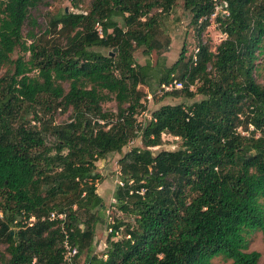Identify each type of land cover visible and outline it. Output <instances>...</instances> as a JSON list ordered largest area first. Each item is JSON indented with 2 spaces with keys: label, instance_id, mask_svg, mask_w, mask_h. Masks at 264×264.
Returning a JSON list of instances; mask_svg holds the SVG:
<instances>
[{
  "label": "trees",
  "instance_id": "16d2710c",
  "mask_svg": "<svg viewBox=\"0 0 264 264\" xmlns=\"http://www.w3.org/2000/svg\"><path fill=\"white\" fill-rule=\"evenodd\" d=\"M217 1L228 12L213 18L225 38L215 50L201 39L215 1L183 0L196 49L187 54L183 45L166 66L139 64L134 51L149 56L168 47L154 10L169 14L177 0H89L80 12L51 15L43 36L33 14L42 0H0V70L7 68L0 77V264H62L64 230L78 250L72 264H212L219 256L259 264L248 236L264 238V82L255 78L264 0ZM56 31L59 37L44 39ZM17 49L28 60L13 59ZM152 80L183 83L165 95L201 98L163 104L141 122L139 86ZM107 100L116 112L103 109ZM39 109L70 111V119L55 124ZM163 134L179 144L153 150ZM136 138L141 146L122 153ZM110 153H122L123 184L113 198L131 220L108 224L96 162ZM51 212L65 215L64 229ZM99 223L119 231L108 232L100 255L93 252Z\"/></svg>",
  "mask_w": 264,
  "mask_h": 264
},
{
  "label": "rangeland",
  "instance_id": "374dc122",
  "mask_svg": "<svg viewBox=\"0 0 264 264\" xmlns=\"http://www.w3.org/2000/svg\"><path fill=\"white\" fill-rule=\"evenodd\" d=\"M89 0H80L78 2L79 7L73 5L72 0H42L41 4L33 12L38 17V21L42 29L40 31L36 30L38 36L44 35V30L48 18L51 15L60 13L63 9L67 12H80L87 8ZM183 0H177L175 7L169 14H164L159 12L160 10H154L157 14H161V27L163 29L164 37H168V47L165 50L153 51L149 56H146L142 53V49H137L134 51V57L139 64H144L147 61H150L151 64L162 63L166 66H170L175 60H177L180 50L183 45L186 46L187 54L193 53L196 49L197 38L195 31L190 24V15L187 11L184 10ZM119 23H121V18H116ZM210 25L201 35L203 42L207 43L211 50H215V47L225 38V34L221 32L218 24L214 22L213 17H211ZM28 27L24 28V34L27 32ZM47 41L56 39L59 37V34L53 33L52 35H45ZM103 54L107 55L109 52H113L112 57L117 56V50L114 49H99ZM22 57L24 61L28 60L29 53L17 49L13 54L12 58L16 59L17 57ZM257 71L255 73V78L259 83L264 82V53L259 56L257 60ZM6 66L2 67L0 70V77L3 76L6 72ZM33 74V73H31ZM62 85L65 89L68 88L67 82H62ZM139 88L146 93L145 98L142 99L143 104L146 106V110L140 111L137 115L139 121H144L149 118L151 111L158 108L163 104H190L195 100H199L201 95L196 94L192 98H186L183 95L173 96L165 95V90L162 87L158 86L156 81H150L149 86L140 85ZM192 89H195V85H192ZM192 90V91H193ZM171 91V90H168ZM103 109L106 111L116 112V103L114 100H107L102 104ZM41 115L48 117L51 115V118L55 124H61L70 119V111L62 112L60 109L52 111L49 114H45L43 109H39ZM31 117V114L28 118ZM179 144V141L176 137H173L168 134H163V144L159 147L153 148L157 151L159 149H174ZM132 146H141V141L139 138H136L129 142L122 150L123 152L128 151ZM122 153H110L105 158L100 159L96 162V169L102 175V179L97 183V193L101 195L104 203V217L108 214L114 219H120L123 221H130L131 218L119 211L115 206V200L113 198V192L116 185H120V168L118 165V159ZM108 234L106 224L99 223L96 225L95 238L93 240V252L95 254H101L105 248V240ZM249 238V247L248 250H256L262 254L259 264H264V238L259 231L251 232L248 236ZM6 244L0 242V255L4 252ZM83 256L80 257L79 261L82 262ZM212 264H232L229 260H226L224 257L219 256L215 257L212 260Z\"/></svg>",
  "mask_w": 264,
  "mask_h": 264
},
{
  "label": "built area",
  "instance_id": "2783aa9c",
  "mask_svg": "<svg viewBox=\"0 0 264 264\" xmlns=\"http://www.w3.org/2000/svg\"><path fill=\"white\" fill-rule=\"evenodd\" d=\"M215 1L216 5H215V10H214V13H212L211 17H215V15L221 11V6L219 5L218 1L217 0H213ZM223 13L225 14H228V12L226 10H222ZM96 30L99 34H101V27L99 24H96ZM162 89L165 90V91H168V90H171L173 88H182L183 87V83L180 82V81H176V80H173L171 83L169 84H163L162 86ZM189 89L191 90L192 89V85H190ZM120 185H122L123 183L122 182H119ZM49 219L52 220V219H59L61 220V227L62 229H64V221H65V215L63 213H59L57 214L56 212H51L49 214ZM34 218L31 217L28 221L27 224H31L33 222ZM26 222V221H25ZM108 224H110L112 222V217L109 215V211H108ZM108 232H113L114 236H119V231L118 230H115L113 231L111 227H108L107 228ZM62 246H63V250H62V264H72L73 263V260H74V257L76 256L78 250H77V247L72 244L70 242V239H69V235L68 233H66V231L64 230V236H63V240H62Z\"/></svg>",
  "mask_w": 264,
  "mask_h": 264
},
{
  "label": "water",
  "instance_id": "95a60500",
  "mask_svg": "<svg viewBox=\"0 0 264 264\" xmlns=\"http://www.w3.org/2000/svg\"><path fill=\"white\" fill-rule=\"evenodd\" d=\"M114 50H116V49H114ZM111 55H113V52H111Z\"/></svg>",
  "mask_w": 264,
  "mask_h": 264
}]
</instances>
